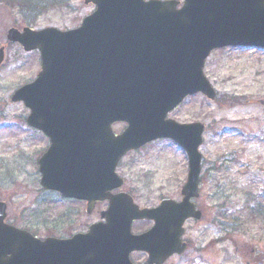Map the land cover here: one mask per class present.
Wrapping results in <instances>:
<instances>
[{
	"label": "water",
	"instance_id": "water-1",
	"mask_svg": "<svg viewBox=\"0 0 264 264\" xmlns=\"http://www.w3.org/2000/svg\"><path fill=\"white\" fill-rule=\"evenodd\" d=\"M95 10L79 27L9 28L6 38L24 51L37 50L41 70L16 89L12 102L30 110L26 122L50 139L38 160L40 184L62 196L107 200L105 222L70 239L40 240L5 224L0 202V264H133L129 254L146 252L142 264H162L186 250L182 225L198 219L197 197L203 125L179 124L166 115L184 97L215 91L203 74L210 51L227 46L264 48V0H84ZM5 46L0 47V65ZM264 104V100L262 101ZM127 124L115 135L111 125ZM158 138L174 140L186 153L188 174L180 202L163 199L151 209L120 192L115 167L129 150ZM151 220L133 235L131 223Z\"/></svg>",
	"mask_w": 264,
	"mask_h": 264
},
{
	"label": "rangeland",
	"instance_id": "rangeland-1",
	"mask_svg": "<svg viewBox=\"0 0 264 264\" xmlns=\"http://www.w3.org/2000/svg\"><path fill=\"white\" fill-rule=\"evenodd\" d=\"M53 3L29 16L31 25L27 26L73 29L94 10L83 0ZM23 17L17 8L0 0V46H6L0 65V201L7 204L9 223L44 238L56 235L60 212L76 205L42 191L37 159L47 141L26 126L28 110L10 100L12 92L32 81L40 68L38 51L27 53L6 40L10 27L26 26ZM203 72L216 98L191 95L172 116L182 122L203 123V160L228 163L218 164L224 168L212 173L220 190L214 191L210 174L207 192L200 193L197 203L204 215L186 224L188 250L165 264H264V50H213ZM120 130L121 125L115 126V131ZM186 171L185 153L169 140H158L130 154L117 169L124 178V190L147 207L164 197L178 200ZM79 218L96 220L98 214Z\"/></svg>",
	"mask_w": 264,
	"mask_h": 264
},
{
	"label": "flooded vegetation",
	"instance_id": "flooded-vegetation-1",
	"mask_svg": "<svg viewBox=\"0 0 264 264\" xmlns=\"http://www.w3.org/2000/svg\"><path fill=\"white\" fill-rule=\"evenodd\" d=\"M67 1H69V0H67ZM177 1L181 2L182 0H177ZM258 51H262V50L258 49ZM186 99L187 98H185L178 106H176L172 111H170V113L168 114L169 118L174 119V120H176L178 122H182V121H179L178 119H175L172 116V113H174L175 111L179 110V108L184 104ZM184 122H187V121H184ZM117 125L118 124L114 125L113 127H115ZM119 125H121V130L125 127L124 123H119ZM117 133L118 132L116 131V134ZM40 134L47 141L46 148H44L42 150V152L40 153V156H42L46 152L48 146L50 145V141H49V138L44 133L41 132ZM144 147H146V146H144ZM144 147H142V148H140V149H138L136 151L128 152L124 156V158L129 156L132 153L141 151ZM232 161H234V159H230V162H232ZM221 163H224V165H225L228 162H227V160H225V161L217 160V161H213V162H209L208 163V162L204 161L203 158H202V161H201V174H200L199 189H198L199 193H202L203 190L205 192H207L208 186H207L206 182L209 180L210 174H212V173L215 174L217 171H219L222 168H224L223 164L218 166V164H221ZM241 173L243 174L244 171H242ZM185 176H187V173H186ZM211 182L213 183L214 191L215 190H220V183L215 178H213V174L211 175ZM124 185H125V181L123 183L122 190H124ZM41 189L44 192L46 191L43 188H41ZM180 190H181V188H180ZM52 193H54L56 196H58V198L60 199L59 200L60 202L76 205V208L73 209V210L66 211L65 213L64 212H60V216L58 218V222L54 226V230H55V234H56L54 237L58 238V239H62V240L71 238L72 236H74L76 234L87 233L89 231V228H90L91 225H93L94 223L99 222V218H97L96 220L84 221V220H82L79 217L81 215H83L85 220H87L93 214H95V213L99 214V211L104 209L107 206V201H97L93 211L91 213H88L87 212V201L86 200H80V199H75V198H64V197H62V194H61L60 191H54ZM179 200H181V196H180ZM179 200H177V201H179ZM198 200H199V198L194 200L193 202H194L196 208L200 210L201 218H202L203 215H204V210H203V208L201 206L198 205V203H197ZM102 205H104V207L98 209ZM190 221L191 220H188L187 222H190ZM144 223H146L147 226H141V225H144ZM152 224L153 223L151 221L150 222H148V221H134L131 224V232L133 234H141V233L147 231L152 226ZM29 232H31L33 235L37 236L36 232H32V231H29ZM47 236H52V235H46L45 237H47ZM187 243H188V241H187ZM130 257H131L132 261L135 264H139V263H142L143 261H145L147 259V254L143 253V252H133V253L130 254Z\"/></svg>",
	"mask_w": 264,
	"mask_h": 264
},
{
	"label": "trees",
	"instance_id": "trees-1",
	"mask_svg": "<svg viewBox=\"0 0 264 264\" xmlns=\"http://www.w3.org/2000/svg\"><path fill=\"white\" fill-rule=\"evenodd\" d=\"M54 1L59 3V5L65 3V0H3L7 6L17 8L23 14V20L26 26L31 25L29 16L35 15L47 7L54 6Z\"/></svg>",
	"mask_w": 264,
	"mask_h": 264
}]
</instances>
